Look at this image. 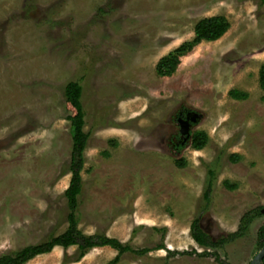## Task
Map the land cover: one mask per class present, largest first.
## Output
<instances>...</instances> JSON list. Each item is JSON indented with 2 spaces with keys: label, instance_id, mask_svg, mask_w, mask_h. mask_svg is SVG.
<instances>
[{
  "label": "rangeland",
  "instance_id": "rangeland-1",
  "mask_svg": "<svg viewBox=\"0 0 264 264\" xmlns=\"http://www.w3.org/2000/svg\"><path fill=\"white\" fill-rule=\"evenodd\" d=\"M213 16H224L228 31L181 58L172 76L158 77L157 62ZM263 64L260 0H0V255L68 227L72 133L63 91L76 81L89 134L77 211L82 234L134 250L162 243L189 253H126L118 264H217L193 251L250 264L260 250L263 210L244 237L222 249L199 248L190 226L200 217L202 230L218 241L244 213L264 207ZM230 90L248 98L232 100ZM185 110L199 116L190 132L209 136L201 151L174 146L182 139L175 117ZM224 180L235 188H224ZM76 255V247H55L26 264H108L117 252L96 248L78 262Z\"/></svg>",
  "mask_w": 264,
  "mask_h": 264
},
{
  "label": "trees",
  "instance_id": "trees-1",
  "mask_svg": "<svg viewBox=\"0 0 264 264\" xmlns=\"http://www.w3.org/2000/svg\"><path fill=\"white\" fill-rule=\"evenodd\" d=\"M260 5H264V0H260ZM229 29V22L224 16H213L210 18H204L199 20L193 29L194 38L190 42H184L173 51L169 52L166 56L162 57L155 66V73L158 77H170L172 76L178 66L180 65L181 58L187 56L192 50L203 42H215L219 40ZM258 84L259 88L264 94V64L260 66L258 71ZM64 98H65V110L68 113L67 121L71 127L72 143L70 152V161L68 172L70 174V180L68 187L64 191V197L67 201V207L69 213L67 215V229L56 237H50L47 241H44L37 245H31L24 247L20 250L12 253L0 255V264H26L37 256L50 253L55 247L62 249H68L70 247L77 248V255L75 262L80 261L89 251L96 248L108 247L117 252V255L108 264H118L121 256L126 253H131L136 256H143L150 253L153 250H165L168 255H189L188 252H176L169 251L165 246L160 243L154 248L134 250L128 244H123L117 239L105 237L103 235L86 236L78 229V197L82 191V179L81 172L84 166V151L87 146L89 138L88 132L84 131L85 127V113L82 107V87L76 81L68 82L64 86ZM228 96L233 100H246L247 94L241 93L237 90H230ZM209 142V137L206 133L201 131L191 132L187 140L183 139V144L177 147V151H180L187 145L195 151H200L206 147ZM232 162H236L238 157L233 155L229 158ZM178 165L184 166V161H178ZM216 172L215 170L208 169L207 179L204 184L202 192L203 210L205 211L211 199L213 186L215 183ZM228 190H233L235 186L225 184ZM262 209L250 210L243 214L239 221V226L236 232L229 234L225 239L213 241L200 226V217L194 219L190 226V235L192 240L203 249H222L227 243L237 238H242L248 231L249 226L253 221L261 214ZM159 231L162 234L164 229ZM163 236V235H162ZM257 243L261 248L264 245V225L261 226L257 233ZM193 254L199 257H211L217 262V264H229L222 261L216 252H201ZM264 264V260H263Z\"/></svg>",
  "mask_w": 264,
  "mask_h": 264
},
{
  "label": "water",
  "instance_id": "water-1",
  "mask_svg": "<svg viewBox=\"0 0 264 264\" xmlns=\"http://www.w3.org/2000/svg\"><path fill=\"white\" fill-rule=\"evenodd\" d=\"M199 116L196 112H189L184 119L178 118L177 123L179 125V134L187 140L190 136V128L193 124H196ZM264 260V245L260 248L258 253L253 257L250 264H263Z\"/></svg>",
  "mask_w": 264,
  "mask_h": 264
},
{
  "label": "crops",
  "instance_id": "crops-1",
  "mask_svg": "<svg viewBox=\"0 0 264 264\" xmlns=\"http://www.w3.org/2000/svg\"><path fill=\"white\" fill-rule=\"evenodd\" d=\"M260 89V88H259ZM238 91V90H237ZM261 91V90H260ZM240 92V91H239ZM262 92V91H261ZM241 93H245V92H241ZM245 94H247V93H245ZM247 96H248V94H247ZM229 97V96H228ZM230 98V97H229ZM248 98V97H247ZM233 100V99H232ZM235 101H239V100H235ZM242 101H245V100H242ZM198 125V123H196V124H194V126H192V127H195V126H197ZM196 129V128H195ZM196 131H201V132H204V133H206L204 130H194V131H192V132H196ZM207 134V133H206ZM207 136H208V134H207ZM209 137V136H208ZM186 148H187V146H186ZM203 150V149H202ZM195 151V150H194ZM201 151V150H200ZM235 156H237V155H235ZM237 157H239V156H237ZM239 159V158H238ZM225 184H228V185H230V186H236V184H231L230 183V181H228V180H224L223 182H222V185H223V187L224 188H226L225 187ZM227 189V188H226ZM228 191V190H227ZM243 216V215H242ZM241 216V217H242ZM241 217H240V219H241ZM240 219H239V221H240ZM238 226H239V222H238V224H237V226L234 228V229H238ZM234 229H232L231 231H232V233L233 232H235V230Z\"/></svg>",
  "mask_w": 264,
  "mask_h": 264
},
{
  "label": "flooded vegetation",
  "instance_id": "flooded-vegetation-1",
  "mask_svg": "<svg viewBox=\"0 0 264 264\" xmlns=\"http://www.w3.org/2000/svg\"><path fill=\"white\" fill-rule=\"evenodd\" d=\"M188 113H189V112H187V110L183 111L182 113L179 112V113L176 115V117H175L176 122H177L178 118H182V119H184ZM177 124H178V123H177ZM192 126H194V125H192ZM192 126H191V127H192ZM178 136H180V134H179ZM182 144H183V138L180 139V140H178V141L174 144V146L177 148V147L181 146Z\"/></svg>",
  "mask_w": 264,
  "mask_h": 264
}]
</instances>
